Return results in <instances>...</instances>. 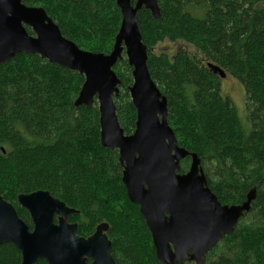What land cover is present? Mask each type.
I'll use <instances>...</instances> for the list:
<instances>
[{
    "label": "trees",
    "instance_id": "1",
    "mask_svg": "<svg viewBox=\"0 0 264 264\" xmlns=\"http://www.w3.org/2000/svg\"><path fill=\"white\" fill-rule=\"evenodd\" d=\"M22 1L44 8L80 49L113 50L123 20L117 0ZM158 1L159 19L143 8L136 20L151 77L167 97L178 145L199 156L222 204H241L257 191L250 212L209 252L205 264H264V0ZM166 41L192 49L155 54ZM209 64L244 86L250 132ZM114 71L121 80L114 100L118 119L131 135L137 110L125 52ZM84 82L78 72L38 55L20 54L0 65V195L32 228L19 195L48 191L78 211L69 221L78 224L80 236L109 225L117 264H163L140 207L129 200L119 151L101 145L97 100L93 107L75 105ZM190 165L191 158L183 160L180 173ZM21 261L15 246H0V264Z\"/></svg>",
    "mask_w": 264,
    "mask_h": 264
},
{
    "label": "water",
    "instance_id": "2",
    "mask_svg": "<svg viewBox=\"0 0 264 264\" xmlns=\"http://www.w3.org/2000/svg\"><path fill=\"white\" fill-rule=\"evenodd\" d=\"M117 5L123 18L121 28L113 50L104 54L80 49L44 8L22 0H0V65L20 54L38 55L83 75L85 82L75 105L93 107L97 100L101 145L119 151L122 181L130 202L140 207L157 259L163 264H205L209 252L250 212L257 191L252 189L242 204L224 205L218 200L199 156L178 145L168 120L167 97L148 68V49L136 19L143 8L159 19V1L117 0ZM124 52L132 68L130 95L137 110L131 135L121 127L114 101L121 84L114 67ZM208 68L221 79L227 78L219 66L209 64ZM186 158H191V165L181 174ZM18 202L29 213L32 228L0 195V246H15L21 264H117L107 223L84 238L78 224L69 221L78 211L48 191L21 194Z\"/></svg>",
    "mask_w": 264,
    "mask_h": 264
},
{
    "label": "rangeland",
    "instance_id": "3",
    "mask_svg": "<svg viewBox=\"0 0 264 264\" xmlns=\"http://www.w3.org/2000/svg\"><path fill=\"white\" fill-rule=\"evenodd\" d=\"M192 49L190 46L184 43L178 44H171L169 42H164L163 44L159 45L157 48L154 49V53H172L171 51L175 52V49ZM221 87L222 93L225 97L230 99V101L235 106L238 116L246 128V131L250 132V124L248 121L247 109H246V92L244 86L235 78L228 76L225 79H221Z\"/></svg>",
    "mask_w": 264,
    "mask_h": 264
},
{
    "label": "bare ground",
    "instance_id": "4",
    "mask_svg": "<svg viewBox=\"0 0 264 264\" xmlns=\"http://www.w3.org/2000/svg\"><path fill=\"white\" fill-rule=\"evenodd\" d=\"M2 150V149H1ZM5 151V150H4ZM246 198H247V196H246ZM245 202V201H244ZM242 204V203H241ZM141 213V212H140ZM150 232V231H149Z\"/></svg>",
    "mask_w": 264,
    "mask_h": 264
}]
</instances>
